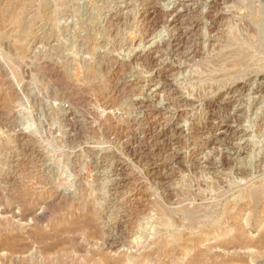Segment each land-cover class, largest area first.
I'll use <instances>...</instances> for the list:
<instances>
[{
	"label": "rangeland",
	"instance_id": "374dc122",
	"mask_svg": "<svg viewBox=\"0 0 264 264\" xmlns=\"http://www.w3.org/2000/svg\"><path fill=\"white\" fill-rule=\"evenodd\" d=\"M263 234L264 0H0V264H264Z\"/></svg>",
	"mask_w": 264,
	"mask_h": 264
},
{
	"label": "bare ground",
	"instance_id": "6f19581e",
	"mask_svg": "<svg viewBox=\"0 0 264 264\" xmlns=\"http://www.w3.org/2000/svg\"><path fill=\"white\" fill-rule=\"evenodd\" d=\"M214 2V1H213ZM56 3V2H55ZM59 3V2H58ZM177 3V2H176ZM217 3V2H216ZM182 4V3H181ZM180 4V2H179V4L178 5H181ZM175 5V4H174ZM113 11V10H112ZM144 12V11H143ZM151 12V11H150ZM144 15V14H143ZM218 17V16H217ZM112 18V17H111ZM171 21V20H170ZM142 106V105H141ZM150 108V107H149ZM159 112V111H158ZM152 113V112H151ZM162 113V112H161ZM172 121V120H171ZM172 123V122H171ZM91 219V218H90ZM92 220V219H91ZM92 222V221H91ZM87 224V223H86ZM83 225V224H82ZM78 226V225H77ZM70 229V228H69ZM73 229H74V227H73ZM59 230V229H58ZM58 230H57V234H58ZM69 231V230H68ZM46 232V231H45ZM55 232V231H54ZM40 233V232H39ZM48 233V232H47ZM52 233V232H51ZM59 233H60V231H59ZM37 234V233H36ZM42 234V233H41ZM40 234V235H41ZM44 234V233H43ZM42 234V235H43ZM50 234V233H49ZM39 235V234H38ZM52 235V234H51ZM56 235V234H55ZM244 235H245V233L243 232V229H238L237 231H235L234 232V234H233V236H232V240L231 241H233L235 244H239V246H242V244H247L248 246H249V244L248 243H246L247 241L246 240H244L245 239V237H244ZM35 236V235H34ZM43 236H46V233H45V235H43ZM42 236V237H43ZM53 236V235H52ZM37 237V236H36ZM38 239V238H37ZM42 239H44V238H42ZM46 239V238H45ZM41 240V237H40V239H39V241ZM230 241V242H231ZM245 241V242H244ZM260 241L262 242V241H264V234L260 237ZM43 243V242H42ZM224 244H226V242L224 241L223 242ZM253 243V242H252ZM228 244H230L229 243V241H228ZM232 244V243H231ZM7 245V244H6ZM229 246V245H228ZM244 246H246V245H244ZM0 247H1V245H0ZM2 247H3V245H2ZM1 247V248H2ZM240 248H242V247H240ZM4 249V248H3ZM7 249L8 250H10V252H11V254H13L12 252H14V253H16V245H13V244H10L9 245V247L7 246ZM18 250V249H17ZM204 252L203 251H196V252H194V254L191 256V259L192 260H198V261H200V262H202V261H204ZM108 259V258H107ZM103 260V259H102ZM109 261V260H108ZM119 263V262H118ZM117 263V264H118ZM109 264V263H108ZM121 264V263H120Z\"/></svg>",
	"mask_w": 264,
	"mask_h": 264
}]
</instances>
